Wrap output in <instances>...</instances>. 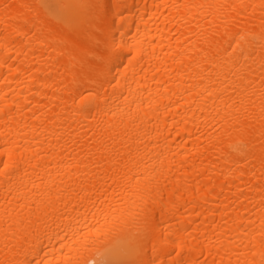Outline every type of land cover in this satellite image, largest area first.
<instances>
[{"label":"bare ground","instance_id":"obj_1","mask_svg":"<svg viewBox=\"0 0 264 264\" xmlns=\"http://www.w3.org/2000/svg\"><path fill=\"white\" fill-rule=\"evenodd\" d=\"M0 264H264V0H0Z\"/></svg>","mask_w":264,"mask_h":264}]
</instances>
